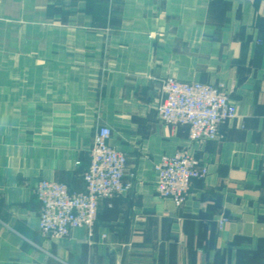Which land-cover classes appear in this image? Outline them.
Wrapping results in <instances>:
<instances>
[{
    "label": "crops",
    "instance_id": "obj_1",
    "mask_svg": "<svg viewBox=\"0 0 264 264\" xmlns=\"http://www.w3.org/2000/svg\"><path fill=\"white\" fill-rule=\"evenodd\" d=\"M166 77L221 86L237 118L191 143L156 115ZM99 126L131 189L92 238H43L34 187L83 191ZM178 149L208 168L181 208L153 169ZM0 264H264V0H0Z\"/></svg>",
    "mask_w": 264,
    "mask_h": 264
},
{
    "label": "built area",
    "instance_id": "obj_2",
    "mask_svg": "<svg viewBox=\"0 0 264 264\" xmlns=\"http://www.w3.org/2000/svg\"><path fill=\"white\" fill-rule=\"evenodd\" d=\"M160 86L163 100L157 109L159 117L168 123L187 126L192 140L216 139L220 127L237 117L235 105L215 87L186 84L172 78L162 80ZM111 135L107 126L99 127L94 133L89 163L82 174L83 191L71 192L65 184L50 180H41L34 187L40 205L38 230L43 238L62 240L81 228L90 237L99 202L129 190V184L124 182L127 159L109 143ZM153 169L158 195L178 208L186 203L190 183L207 174V169L184 151L163 154ZM225 220H219L220 229Z\"/></svg>",
    "mask_w": 264,
    "mask_h": 264
},
{
    "label": "rangeland",
    "instance_id": "obj_3",
    "mask_svg": "<svg viewBox=\"0 0 264 264\" xmlns=\"http://www.w3.org/2000/svg\"><path fill=\"white\" fill-rule=\"evenodd\" d=\"M167 78H172L173 80H175V81H177V82H182V83H186V84H191V83H199V84H203V85H209V86H212V87H215V88H217L218 89V93H220V94H222V95H224V96H226L227 98H228V100H230L231 101V103L232 104H234L235 105V107H236V110H237V106H236V104L230 99V97H229V94L221 87V86H214V85H211V84H206V83H202V82H184V81H179V80H177L176 78H174V77H166V78H162V79H160L159 80V85H161V81L162 80H166ZM18 82H21V83H25L26 84V76H23L21 79H19L18 80ZM163 100V97H162V93H161V86H160V95H159V101H158V106H159V104H160V102ZM158 106H157V108H156V115H157V117H158V119H159V121H161L162 123H165V124H167V125H170V126H173V127H178V126H185V125H183V124H180V123H168V122H166V121H164V120H162L160 117H159V115H158V112H157V109H158ZM237 116H238V112H237ZM237 118V117H236ZM235 118V119H236ZM234 119V120H235ZM234 120H232V121H234ZM232 121H227V122H225V123H229V122H232ZM224 123V124H225ZM99 127H101V126H99ZM98 127V128H99ZM185 127H187V126H185ZM97 128V129H98ZM188 128V127H187ZM96 129V130H97ZM96 132V131H95ZM94 136V135H93ZM219 137V134H218V136H217V138ZM216 138V139H217ZM188 139H189V141L191 142V143H194V144H201V143H204V142H209V141H214V140H216V139H214V140H192L191 138H190V136H189V129H188ZM92 145H93V138H92ZM92 145H91V148H92ZM90 148V149H91ZM90 151V150H89ZM177 151H184V152H186L190 157H192L193 158V160H195L198 164H199V166H201V167H205L206 169H207V174L203 177V178H201V179H204L207 175H208V168H207V165L206 164H203L202 163V161L201 160H199L196 156H195V154H193V153H191L190 151H189V149H178V150H176V151H174V152H177ZM86 169H87V167H86ZM85 169V170H86ZM84 170V171H85ZM83 171V172H84ZM83 174V173H82ZM194 180H197V179H194ZM193 180V181H194ZM41 181V180H40ZM192 181V182H193ZM192 182L190 183V186H189V188H188V190H187V198L186 199H188V196H189V193H190V188H191V185H192ZM129 186H130V184H129ZM130 189L131 188H129V190L128 191H130ZM127 191V192H128ZM155 191H156V180H155ZM126 192V193H127ZM156 194L158 195V193H157V191H156ZM158 197H160L159 195H158ZM161 199H165V198H162V197H160ZM167 200H169V199H167ZM171 201V200H170ZM187 201V200H186ZM173 203V202H172ZM186 204V203H185ZM175 206V205H174ZM176 207V206H175ZM183 207V206H182ZM176 208H178V207H176ZM181 208V207H180ZM98 213V212H97ZM97 219V218H96ZM222 219H226V218H222ZM227 220V219H226ZM226 220H225V222H226ZM96 222V221H95ZM225 222H224V224H225ZM94 226H95V224H94ZM94 226H93V230H92V235L90 236V238H92L93 237V231H94ZM82 229V228H81ZM85 230V229H84ZM86 232H87V230H86ZM72 233V232H71ZM87 234H88V232H87ZM71 235V234H70ZM69 235V236H70ZM68 238V237H67ZM66 239V238H65Z\"/></svg>",
    "mask_w": 264,
    "mask_h": 264
}]
</instances>
